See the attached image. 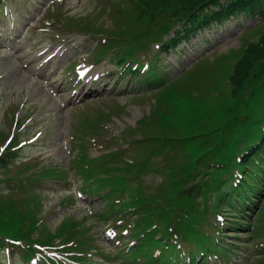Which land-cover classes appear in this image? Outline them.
<instances>
[{
  "label": "rangeland",
  "instance_id": "374dc122",
  "mask_svg": "<svg viewBox=\"0 0 264 264\" xmlns=\"http://www.w3.org/2000/svg\"><path fill=\"white\" fill-rule=\"evenodd\" d=\"M105 3V0H6V9L19 21L15 40L11 43L6 42V38L1 37L0 32V132L7 137L13 132L12 117L22 105L21 121L25 120V128L30 130L25 133L23 130L16 132V136H20L21 140H29L37 132L43 133L35 145L22 151L16 159L19 164L13 166L12 171L9 172L10 176L16 174L17 169L31 162H40L50 167H66L71 160V137L78 134L76 129L87 113H97L108 107L115 108L116 104L117 107L118 104L123 107V112L115 116L112 123L107 125L106 136L115 138L120 132L135 128L142 118L153 111V94L152 96L142 95L139 98L133 96V93L142 85L140 81L142 75L132 77L125 73L126 76L121 78L123 71L112 63L104 61L99 66L94 65V56L100 53V47L105 38L110 36L108 33L105 35L95 33L94 38L90 39L85 35H79L78 32L70 34L72 29L69 27L51 23L52 18L59 20L63 15L64 18L88 20L90 23L98 24V27L107 32H113L116 30V23L110 15H105L98 9L104 11ZM3 21H9L6 14L0 15V23ZM255 25L256 22L245 19L224 21L222 24L211 27L210 30L192 36L169 53L161 55L157 50L159 46L152 45L151 53L147 48H143L140 51V58L136 56L127 60L131 61L132 65L143 66L146 58L158 56L159 65L163 71L161 73L167 74L165 80L168 83H173L182 72L191 69L202 59L211 61L223 55L220 59L227 64L234 50L239 53L245 48V44H241V36L245 29ZM6 29V24L0 26V31ZM257 35L258 33L249 38L248 43L257 41L260 38ZM60 48L62 51L52 61L50 67L40 71L38 69L40 54L47 49L50 51L47 54H50ZM33 50L37 52L32 54ZM84 64L95 66L91 76L98 73L105 75L100 81L93 82L92 87L89 83L85 86L77 84L75 68L76 66L84 68ZM40 74L41 78H39ZM224 74L221 68L201 69L184 82L181 94L195 103L210 108L219 99L218 88L223 84ZM119 81L122 85L116 92ZM147 92L149 90L145 93ZM145 125L148 129L156 128L158 125L156 117L149 116ZM3 142L4 140L0 139V146ZM123 144L125 142L120 143V146ZM88 147L86 145V148ZM89 152L91 157L106 153L102 146L96 147V150L90 146ZM5 177L7 176H3ZM145 180L148 183H158L161 178L149 175L145 177ZM39 185L42 190H45L42 193L44 206L40 214L44 224L55 231L70 216L78 221H86L83 226L89 228L87 236L93 239L92 244L105 249L112 259L111 248H115L116 244L113 241L105 242V230L110 228L109 224L116 218L107 223L97 219L107 204L99 197L85 193L86 195L83 194L82 198L76 197V203L72 209L61 208V200L69 194L74 195L72 190L75 191L78 184L76 182L70 185L61 183V186H58L42 182ZM10 188V184L0 183V193L10 194ZM117 194L120 198L123 197L122 193ZM13 195L21 197L23 193L17 191ZM225 214L221 211L226 221L228 218ZM141 215L146 214L141 213ZM211 219L212 222L215 221L214 217ZM244 231V228L236 231L239 232L236 235L237 239L226 237L227 243L231 241L235 244L244 243ZM227 232L229 231L225 230L222 234L228 236ZM130 237L131 235L126 236L123 240L132 241L133 238L130 239ZM24 239L27 237L25 236ZM242 248V252L235 259L241 258L245 261L247 257H250L252 250L250 245ZM0 251V264H8L7 255H4L7 252ZM10 253L13 254V251ZM93 259L100 261L98 257ZM120 262L121 260H115L111 264H120Z\"/></svg>",
  "mask_w": 264,
  "mask_h": 264
},
{
  "label": "trees",
  "instance_id": "16d2710c",
  "mask_svg": "<svg viewBox=\"0 0 264 264\" xmlns=\"http://www.w3.org/2000/svg\"><path fill=\"white\" fill-rule=\"evenodd\" d=\"M242 15L258 17L263 25L252 30L251 35L243 42V45L245 44L243 50L231 54L230 70L228 67L223 84L218 88L217 102L207 108L174 92L167 96L171 113L169 112V116L161 114V118L170 123L172 130L178 131L172 133V136L182 146L183 151L180 156L182 164L174 171L179 180L171 183L167 190L164 189V194L175 197L183 193L184 207L190 209L192 203L196 202L187 197V188L184 185L197 177V173L200 172L199 165L208 167L209 161L216 159L225 161L227 156H231L239 149V140L255 138L241 151L243 169L246 172L241 185L231 188V193L222 192L223 183L215 178L217 172L213 174L210 183H204L202 179L199 184L209 187L215 182V191L221 193L220 202L223 203L221 206L230 213V218H235L234 210L240 208L242 213L240 216L237 215L245 225L247 213L257 211L262 225L264 131L259 129V123H264V0H135L119 10L118 18H123L124 21L118 34L137 42L162 40V36L168 34L177 24H182L189 34L213 22ZM188 25L190 29H187ZM257 33L260 38L248 43L249 38ZM176 41L174 39L173 44ZM168 46L169 43H166V47ZM157 137H161V134L157 133L151 140H157ZM115 158L113 155L109 157ZM7 164L6 159L2 160L0 169H8ZM104 169L112 175L117 171L108 168L107 164ZM137 169L139 165L136 164H126L123 168L127 174ZM114 179L115 185L120 188L127 183L120 175H115ZM19 186L28 189L23 183H19ZM139 201L146 202L138 198L136 202ZM41 209L40 198L35 194H29L20 200L0 195V244L1 237L5 236L13 239H24L26 236L31 240L36 232L38 213ZM159 217L158 215L157 218ZM151 224L150 217L144 220V226L148 227ZM68 227V224H64L57 236L65 234ZM253 233L255 235L264 233L263 226L254 229ZM77 234L74 232L73 236ZM55 238V235L47 233V237L41 243L50 244ZM168 263H171V260H165L164 264Z\"/></svg>",
  "mask_w": 264,
  "mask_h": 264
}]
</instances>
